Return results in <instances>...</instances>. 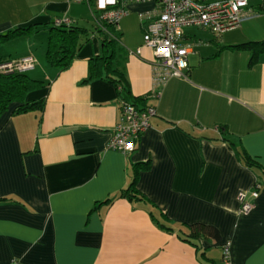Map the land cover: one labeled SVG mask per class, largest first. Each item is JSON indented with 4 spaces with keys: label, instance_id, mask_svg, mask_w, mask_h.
Here are the masks:
<instances>
[{
    "label": "crops",
    "instance_id": "crops-1",
    "mask_svg": "<svg viewBox=\"0 0 264 264\" xmlns=\"http://www.w3.org/2000/svg\"><path fill=\"white\" fill-rule=\"evenodd\" d=\"M85 4L93 24L83 18ZM251 9L254 18L220 36L186 29V77L155 85L156 59L143 37L159 8L128 4L120 66L131 96L157 114L136 150L122 154L108 149L121 115L118 91L87 82L90 60L101 53L100 15L89 1L0 0V34L39 26L4 44L0 58L33 56L28 74L46 83L27 97L44 99L42 112L0 118V264H221L226 244L231 264H264V54L252 63L250 52L231 49L264 42L263 6ZM59 19L89 30L63 72L46 60L49 26ZM140 163H149L138 177L148 203L119 196ZM241 194L253 204L247 214ZM196 225L214 227L218 237H187Z\"/></svg>",
    "mask_w": 264,
    "mask_h": 264
},
{
    "label": "built area",
    "instance_id": "built-area-1",
    "mask_svg": "<svg viewBox=\"0 0 264 264\" xmlns=\"http://www.w3.org/2000/svg\"><path fill=\"white\" fill-rule=\"evenodd\" d=\"M91 9L100 15V22H106L120 33V23L128 15L127 6L133 3H154L158 12L149 20L145 29L144 46L151 49L156 59L153 65L155 85L166 83L173 77H186L191 45L182 44L184 31L188 28L203 29L216 36L240 28L243 23L255 17L248 0H88ZM264 1V0H263ZM56 24H70L69 20H56ZM100 24V23H99ZM141 49L135 54L139 55ZM37 61L27 56L17 61H3L0 72L4 74H26L36 68ZM120 120L109 141L108 149L122 154H131L137 148L141 136L150 128L151 118L156 116L154 107H142L130 101H120ZM261 184L253 186L250 196L257 199ZM241 212L249 213L253 204L246 202V195L240 196ZM8 264H24L12 261ZM221 264H231L230 245L226 244Z\"/></svg>",
    "mask_w": 264,
    "mask_h": 264
},
{
    "label": "trees",
    "instance_id": "trees-1",
    "mask_svg": "<svg viewBox=\"0 0 264 264\" xmlns=\"http://www.w3.org/2000/svg\"><path fill=\"white\" fill-rule=\"evenodd\" d=\"M38 25H32L26 28H17L4 34H0V48L13 40L29 35L36 31ZM96 35L101 44V53L90 60V71L87 82L105 81L113 85L119 94L121 100L130 101L135 105L145 107L144 98H134L131 96L130 87L124 74V69L120 66L122 57L119 46V33H116L114 27L106 22H100L96 27ZM89 41V30L73 24H60L54 22L49 26V37L46 49L47 62L55 67L59 72L68 69L75 60L82 47ZM231 49L239 51H248L252 55V63H255L259 56L264 54V42H251L239 46H233ZM4 60L0 58V63ZM44 81L35 80L26 74H4L0 72V118L11 110L14 115H22L31 112H42L45 107V100L39 99L28 101L30 93L44 89ZM241 159L249 167H257L244 152H237ZM149 169V163H140L133 165V178L131 182L119 192L121 198L129 201L149 202L147 197L138 189V177L141 171ZM4 199H0L3 203ZM107 200L104 203H109ZM101 203V204H104ZM98 205V204H97ZM162 226L161 222H158ZM164 228V226H162ZM165 229V228H164ZM166 230H171L166 228ZM186 236L189 238L197 237L202 234L208 238L218 237L217 230L211 226L196 225L190 226ZM200 234V235H201Z\"/></svg>",
    "mask_w": 264,
    "mask_h": 264
},
{
    "label": "rangeland",
    "instance_id": "rangeland-1",
    "mask_svg": "<svg viewBox=\"0 0 264 264\" xmlns=\"http://www.w3.org/2000/svg\"><path fill=\"white\" fill-rule=\"evenodd\" d=\"M86 3V2H85ZM248 3H249V6L250 7H253V8H255V9H257L258 8V5H262L263 6V9H262V14H263V16H264V1L263 0H248ZM87 4V3H86ZM85 4V5H86ZM84 17L83 18H85V19H87V20H89L92 24L93 23H95V21H94V18H93V16H92V13L90 12V8H89V6L88 5H86V10L84 11ZM90 27H92V25L90 26Z\"/></svg>",
    "mask_w": 264,
    "mask_h": 264
}]
</instances>
